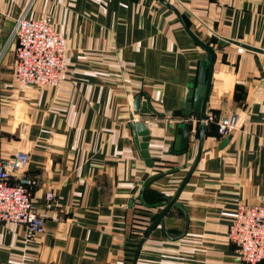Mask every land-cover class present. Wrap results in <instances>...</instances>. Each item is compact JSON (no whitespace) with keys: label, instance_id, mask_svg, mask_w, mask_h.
<instances>
[{"label":"crops","instance_id":"obj_1","mask_svg":"<svg viewBox=\"0 0 264 264\" xmlns=\"http://www.w3.org/2000/svg\"><path fill=\"white\" fill-rule=\"evenodd\" d=\"M166 1L214 49L206 114L237 112L241 124L218 138L206 122L176 200L183 208L168 210L134 264H245L227 228L238 204L264 205V0ZM23 13L47 18L66 39L65 79L55 88L14 80L10 36ZM203 59L211 56L158 0H0V159L29 154L24 173L38 178V208L46 191L55 194L41 233L0 225V264L133 263L134 217L160 214L197 155L198 115L188 117L180 151L177 129L190 119L174 112ZM131 120L149 130L148 158ZM160 172L168 173L142 180Z\"/></svg>","mask_w":264,"mask_h":264},{"label":"built area","instance_id":"obj_2","mask_svg":"<svg viewBox=\"0 0 264 264\" xmlns=\"http://www.w3.org/2000/svg\"><path fill=\"white\" fill-rule=\"evenodd\" d=\"M10 37L15 41L13 77L17 84L55 88L65 79L66 39L54 30L47 18H33L23 13L17 18ZM205 122H214L218 138H226L239 127L241 117L237 112L220 116L210 113ZM28 161L26 151L0 159V225L17 223L32 235L43 231L55 194L52 190L46 191L43 208L36 206L33 189L38 185V178L24 173ZM143 222L142 228H134L145 231L149 219ZM227 235L236 248L239 262L257 264L264 261V205L238 204Z\"/></svg>","mask_w":264,"mask_h":264},{"label":"water","instance_id":"obj_3","mask_svg":"<svg viewBox=\"0 0 264 264\" xmlns=\"http://www.w3.org/2000/svg\"><path fill=\"white\" fill-rule=\"evenodd\" d=\"M159 2L163 3L170 9H172L175 14L178 16L182 26L184 29L187 31L189 36L201 47H203L208 54L211 56V59H203L199 62L198 64V70L196 73V76L194 78V83L193 87L191 86L187 93L185 99L180 103V109L177 112H174V115L176 116H183L185 119H187L192 113H195L198 115V118L200 120L197 129L199 132V137H198V152L197 155L192 162V164L189 166V170L184 176L183 180L177 187L176 191L174 194L171 196V198L168 201H165L162 203L163 205V210L160 212L158 215H151L149 217L150 223L143 234V236L140 238V241L136 247L135 251V257L134 261L132 264L135 263V260L137 258L139 249L143 243V241L148 237L152 229L155 227V225L160 222L161 227L163 226V217L166 215L168 210L173 206L181 207L183 208L180 204L176 202L180 192L182 191L185 183L187 182L190 174L193 172L200 156V151H201V143L204 138V132H205V127H206V103L208 100L209 92H210V86H211V80H212V72H213V65L215 62V52L214 49L208 46V44L202 40H200L187 26L186 21L184 19V16L174 7L172 6L169 2L166 0H158ZM249 48V47H248ZM142 94H138L135 96L133 100V109L132 113L133 114H138L139 113V105H140V99H141ZM132 118V116H131ZM130 126L134 130V138L137 146L140 148V154L144 158H148V154L146 151L147 148V142L149 139V130L146 127L145 123L143 121H132L130 123ZM191 128L190 122H186L183 124L181 127H178L177 133L179 134L176 150L184 151L187 148L188 145V137H189V131ZM138 137H141V141L139 142L137 139ZM168 172H160L152 176H147L146 174L143 176L142 180L145 182H150L153 179L158 178L161 175H164ZM165 234V232L163 231ZM166 235V234H165Z\"/></svg>","mask_w":264,"mask_h":264},{"label":"trees","instance_id":"obj_4","mask_svg":"<svg viewBox=\"0 0 264 264\" xmlns=\"http://www.w3.org/2000/svg\"><path fill=\"white\" fill-rule=\"evenodd\" d=\"M147 216V215H146ZM133 231H138V229H133ZM146 231V230H145ZM145 231L143 232V234L145 233ZM137 244H138V240H133V241H130V252H129V258H128V261L129 262H132L133 260V257H134V254H135V250H136V247H137Z\"/></svg>","mask_w":264,"mask_h":264},{"label":"rangeland","instance_id":"obj_5","mask_svg":"<svg viewBox=\"0 0 264 264\" xmlns=\"http://www.w3.org/2000/svg\"><path fill=\"white\" fill-rule=\"evenodd\" d=\"M148 219H149L148 216H144V217H142V219L134 217V221H133V223H134V224H138V225H139V228H142V226H143V224H144L143 221L148 220ZM135 227L138 228L137 225H136ZM137 232H138L139 235H140V234L142 235V233H143L141 229H138Z\"/></svg>","mask_w":264,"mask_h":264}]
</instances>
